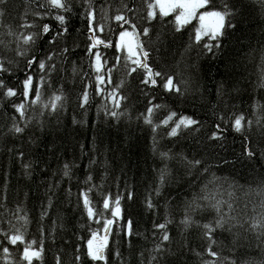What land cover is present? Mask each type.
<instances>
[{"label":"trees","instance_id":"obj_1","mask_svg":"<svg viewBox=\"0 0 264 264\" xmlns=\"http://www.w3.org/2000/svg\"><path fill=\"white\" fill-rule=\"evenodd\" d=\"M67 2L72 11L64 13L67 33L61 40L65 45L54 42L49 46L48 35L44 34L34 48L33 54L38 57L51 49L58 51L61 46L69 48L63 71L55 56L56 70L51 74L33 64V81L44 77L40 81L37 104L30 103L35 94L31 84L29 100H24L20 94L24 58L14 57L0 45V57L12 58L17 64L14 74L0 75L17 91L13 97L0 94V190L7 189L9 209L0 216V233L11 229L9 234H14V229L20 228L25 237V244L11 245L0 234V249L9 248L7 257L0 250V264H28L21 259V253L29 240L35 241L32 248L41 249L39 259L33 257L31 264H57V259L59 264H74L73 257L77 254L79 264H139L137 252L141 250H144V264H148L146 250L155 242L151 233H160L152 225L164 222L165 215L171 221L166 225L170 240L163 243L171 251L166 252L161 264H201L205 259H214L215 264H264V234H261L264 230L257 227L253 231L249 226L253 217L264 214L258 194L264 185V160L260 157V151L264 150V0H210L217 8L225 3L235 4L236 8L231 17L233 27L226 28L219 37L218 49L217 41L208 36L202 35L200 41L194 39L195 20L188 21L178 31L174 30L171 12L145 23L140 19L146 16L143 0H135L137 30L141 25L149 27V36L138 38L148 52L147 63L153 72H161L162 77L172 75L179 94L165 90L162 77H154L156 85L141 84L143 69L126 60L123 50L116 51L120 28L119 22L111 17L123 11L127 0H91L96 5L94 23H100L103 29L94 33L87 32L82 15L83 0ZM37 3L38 0H7L5 13L0 16V40H12L9 48L15 47V34L21 32L19 24L32 21L33 11H43L37 9ZM105 4L106 13L100 10ZM105 14L107 19H104ZM44 22L56 28V22L50 17H45ZM9 30L14 33L11 37L7 35ZM28 31L36 29H25L23 34ZM93 34L104 42L94 45L90 53L88 38ZM206 43L212 46L211 51L203 48ZM96 52L100 53L104 76V82L98 85L99 94L96 93L97 73L90 67ZM141 58L144 57L141 55ZM113 64L116 67L112 69L109 83L107 69ZM125 65L135 70L129 72ZM85 84L88 95L81 107L79 97ZM113 89L116 95L123 97L119 108L109 99ZM53 94L61 95V100L57 101L59 107L42 109L40 102L47 104ZM149 101L152 113L146 111ZM15 103H23L26 120L32 118L27 120L26 126L11 107ZM109 111L117 112L118 116L113 118ZM169 112L176 115L161 124ZM237 114L252 121L251 131L236 132L224 122ZM14 115L17 116L15 122L25 127L18 136L7 131L14 122ZM181 115L198 121V130L181 127L175 136H169L170 126ZM145 116L151 120V125L145 123ZM215 124L220 125L217 130L220 138L209 139L216 130ZM244 136L248 137L247 146L256 150L255 159L243 154ZM6 148H11V153ZM18 148L32 165L28 177L24 176L16 159ZM161 153H167V158ZM181 155L189 160L199 159L201 164L189 170ZM65 163L70 165L71 179L62 177ZM162 170L164 180L160 182ZM88 176L91 180L86 182ZM49 182L53 185L51 190ZM158 182L159 194L155 191ZM80 189L86 191L99 221L95 216L91 221L87 219L79 200ZM129 191L131 199L127 195ZM205 194L214 199H200ZM104 196L109 198L110 208L118 204L119 218L112 217L110 208H103ZM117 196L119 201H116ZM148 198L154 210L146 207ZM193 200L201 207L190 214L201 224L216 216L210 206L215 200L221 201L219 207L223 211H228V204L232 205L229 215L235 219L214 229L212 250L218 252L215 258L204 252L207 241L201 228L193 224L184 229L180 224L186 207ZM17 206L19 213L13 211ZM45 207L46 215L41 217ZM17 215H26L27 223L18 221ZM129 218L133 235L127 237L126 244L123 225ZM104 219L112 220L104 248L105 259L91 261L86 257L89 228L98 236H104ZM76 245H80L78 252ZM193 250L202 255L197 257ZM115 252L120 253L123 262L114 256Z\"/></svg>","mask_w":264,"mask_h":264},{"label":"snow or ice","instance_id":"obj_2","mask_svg":"<svg viewBox=\"0 0 264 264\" xmlns=\"http://www.w3.org/2000/svg\"><path fill=\"white\" fill-rule=\"evenodd\" d=\"M7 0H0V16H3L5 13L4 6L6 5ZM144 3V9L143 11L146 12V16L142 15L140 19H142L145 23H148L150 21H153L155 19H158L159 17H166L171 12L174 16V30L178 31L179 28L186 24L193 16H198V25L195 28L194 32V39L196 41H200L201 36L205 35L208 36L209 39H215L217 41L215 47L219 48V37L223 36L224 30L226 28H232L233 24L231 22V17L235 14L236 8L235 4H232L229 6L227 3L223 4L220 8H217L216 6L212 5L210 3V0H143ZM83 6L85 7V11L82 13V15L86 19V29L88 33H94L102 31V26L100 23H94L95 19V9L96 5L91 3V0H83ZM37 9H43V11L36 10L33 11V20L32 21H24L19 24V28L21 29L20 33L15 34V47L9 48V45L13 43L12 40H8L7 42L0 40V45H2L5 49L8 51H11L13 53L14 57H23L24 58V65H23V71H24V79L20 81L19 83L22 84L21 89V95L23 96L24 100H29V92H30V84L32 85V88L34 90V95L31 97L30 103L37 104L38 98L40 96V81H43L44 77L39 76L38 79L34 82L33 81V64L35 63L36 67L39 68L41 71L46 70V74H51L56 70V63L54 62V56L55 58L59 59V62L61 64V71H63L62 64L64 61H67V53L69 52V48L67 46H61L59 47V50L51 49L49 51H46L43 56L38 57L37 55L33 54L35 45L39 39H41L44 34L48 35L47 44L49 46L53 45L54 42H58L61 45H65V41L61 40L62 37L65 36L67 33V28L65 27L66 23V16L64 13H70L72 11L71 6L67 2V0H38L37 3ZM107 5H103L101 7V11L106 13ZM197 9H203L202 11H199L197 13ZM137 16V7L135 4V0H127V3L123 4V11L114 15L111 17V19L119 22L118 28L119 30V38L115 42V49L117 52H120L121 49H123L124 58L126 60H131L133 64L136 65V68L143 69V78L140 80V83L143 85H156L157 80L154 77H162L161 72H153L148 63V52L145 50L144 46L139 43L138 38L140 36L148 37L149 36V27H145L143 25L140 26L139 31L136 28L135 24V18ZM45 17H50L56 22V28L53 29L50 27L49 23L44 22ZM104 19H107V15L105 14ZM5 27H8L5 25ZM25 29H36V31H28L27 34H23ZM7 35L9 37L13 36L14 33L9 30L7 32ZM89 40H91V43L88 45V51L91 53L93 52L94 45H98L103 43L104 41L100 40L96 35H90ZM203 48L206 51H211L212 46L209 44H204ZM143 56V59H140V56ZM100 53L96 52L93 55V58L90 63V67L95 70L97 75L95 76L96 81L98 82L96 87V93L99 94L100 88L99 83L104 82V76L101 74V63L99 62ZM117 62L119 60V57L116 58ZM104 63H107V60L104 61ZM17 67V64L14 62L12 58H9L7 56L0 57V75L2 74H14V68ZM116 67V64H113L111 68H108L107 71L109 73V80L108 82L111 83L110 76L112 69ZM125 68L127 71H134L135 69H131L128 67V65H125ZM73 73L76 72L75 65H73L72 68ZM262 83H264V77H262ZM162 85L165 90H171L173 92H176L179 94L180 90L176 87V85L173 82L172 75H166L162 77ZM219 87H218V94H219ZM0 94L3 95V97H13L17 94L16 88L10 86V84H6L5 80L3 78H0ZM87 84L84 85V91L83 94L79 97V103L80 106L83 107V104L85 100L87 99ZM122 96L116 95V89L112 90V93L109 95V99L113 101V104L116 108L120 107V100L122 99ZM61 100V95H55L53 94L49 102L45 104L44 102H40V107L43 109L45 107H50L51 110H56L59 105L57 104V101ZM12 109H14L15 113L19 114V121L23 122L26 126L27 120H31V117H27V120L25 119V111H24V105L23 103H15L11 105ZM159 107V106H155ZM255 107V105H254ZM148 113H152L153 106L151 105V102L149 101V107L146 109ZM109 115H111L113 118H116L118 116V113L115 111H109ZM176 113L169 112L168 116L165 117L164 120H161L160 123L164 124L167 122L168 119L171 117H174ZM13 123L7 130L9 133H11L14 136H18L22 134L25 131V127L18 125L15 121H17V116H13ZM145 123H148L151 125V120L145 116L144 117ZM225 123H229L231 128L236 132H243L245 130L251 131V120H246L245 117L242 114H237L234 116V118H231L228 121H224ZM39 123V121H38ZM199 122L192 119L188 116L181 115L178 120H174L172 125L170 126L168 130L169 136H175L177 133V129L184 127L191 130H198ZM247 125V128L245 127ZM257 125H259V120H257ZM190 126H196V128H191ZM153 130H155V125H152ZM214 129L211 132V135L208 137L209 139H219L218 131L220 128L219 124H215ZM244 148H243V154L248 157L249 159H255L256 158V150L250 149L247 145L249 143L248 137L244 136ZM6 150L11 153V148H6ZM161 155L165 158H167V153H161ZM25 153L17 149L16 152V159L18 162H20V167L24 170V176L28 177L31 175V163L24 159ZM260 157L261 160H264V150L260 151ZM181 160L186 163V166L189 170L192 168H195L197 165L201 164V160L192 158V159H186L184 156L181 155ZM62 177H68L71 179L70 175V165L68 163H65L62 165ZM91 180V176L86 177V182ZM164 180V170H162L159 181L163 182ZM59 180L56 181L57 184H59ZM160 182L156 185V193L159 194L160 189ZM5 185L7 184V178L4 179ZM53 187L52 183L49 182L48 188L51 190ZM89 191L91 188L89 187ZM261 196L260 201V208L264 209V185L261 186L260 191L258 193ZM128 198L131 199L132 193L129 191L127 193ZM49 202L51 201V197L48 198ZM120 197H116V201H119ZM200 199L208 201L210 199H214L209 197L207 194L200 197ZM7 200V189L5 187L4 190H0V209H3L2 212H0V216H3L5 213L9 212V209L6 205ZM79 200L83 205V211L87 216V219L89 221L95 219L99 221V215H96L94 213V209L91 206V202L86 194V191L84 189L79 190ZM146 207L148 209L154 210V204L152 203L151 199L148 198L145 201ZM221 204V201L215 200L214 203H212L210 206L215 209L216 216L204 223H200L199 221L193 220L192 215L190 213H194L197 208H200L201 205L198 204L195 200H193L185 209L184 216L180 220V224L183 225L184 229H187L191 225L195 224L197 227L201 228L202 230V236L207 241V246L204 248V252L208 254L210 257H217L218 252L212 250V245L214 243V229L222 228L224 224L229 223L230 221L234 220L235 217L230 216L229 212L232 211V205L228 204L227 208L228 211H223L219 205ZM103 208L109 209V198L107 196L103 197ZM15 213H19L20 208L17 206L13 209ZM112 217L119 218L120 216V210L118 204L116 206H112L110 208ZM46 215V207L45 210L41 211V217ZM16 219L18 221H23L24 223H27V218L25 216H16ZM5 223H10V221L5 220ZM168 223H171V221L168 219L167 215L164 217V222L162 223H153L152 227L154 229H159L160 233L157 235L155 232H152L151 235L155 238L154 246L152 248L147 249L148 252V264H161V261L164 259L166 252L170 253V249L166 248L164 243L165 241H169V233L167 231L166 225ZM112 224V220L110 219H104L103 225H104V236H98L96 231L91 230L89 228V231L91 232L90 237L86 241L87 251H86V257L89 258L91 261H103L105 259L104 255V248L107 244V232L109 230V226ZM231 227V225H229ZM250 228L255 231L257 227H259L261 230H264V214H260L259 218L253 217L250 223ZM9 231H12L9 229L8 231H4L0 234H2L7 241L8 244L16 245L17 242H20L21 244H25V237L23 233L20 231V228L14 229V234H9ZM117 234L120 232V226H117ZM123 232L125 237V243L127 244V237L133 235L132 232V221L129 218L125 221L123 225ZM261 234H264V231H262ZM78 238V237H77ZM35 243V241H27L26 246L23 247V251L21 253V259L24 261H27L28 264H31V261L33 257L39 259L41 249L32 248V244ZM130 246V245H129ZM80 245H76V250L78 252ZM185 249H187V245H184ZM5 254V257L9 254V248L7 246H4L2 249ZM144 250H141L140 252H137V257L139 264H144L143 260V253ZM194 254L197 257H200L202 253L195 252L193 250ZM114 256L119 257L123 262V257L120 256L119 252H115ZM74 264H79L80 262V255L77 254L73 257ZM57 264H59V260L57 259ZM201 264H215V260H202ZM231 264V262H230Z\"/></svg>","mask_w":264,"mask_h":264},{"label":"rangeland","instance_id":"obj_3","mask_svg":"<svg viewBox=\"0 0 264 264\" xmlns=\"http://www.w3.org/2000/svg\"><path fill=\"white\" fill-rule=\"evenodd\" d=\"M203 9H197V13L199 12V11H202ZM190 20H195V23H196V26L198 25V16H193ZM189 20V21H190ZM119 38V34L117 35V39ZM116 39V40H117ZM121 50H123V49H121ZM140 59H142L141 58V56H140ZM99 62L101 63V59L99 58ZM101 65H102V63H101Z\"/></svg>","mask_w":264,"mask_h":264},{"label":"water","instance_id":"obj_4","mask_svg":"<svg viewBox=\"0 0 264 264\" xmlns=\"http://www.w3.org/2000/svg\"><path fill=\"white\" fill-rule=\"evenodd\" d=\"M138 41H139V39H138ZM139 43H140V41H139ZM109 228H110V226H109ZM109 231V230H108ZM107 234H108V232H107ZM104 235H105V233H104Z\"/></svg>","mask_w":264,"mask_h":264}]
</instances>
